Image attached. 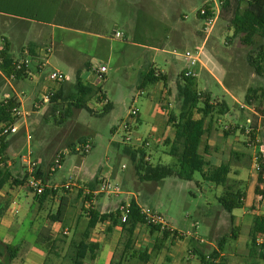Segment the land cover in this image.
I'll return each mask as SVG.
<instances>
[{
	"label": "rangeland",
	"instance_id": "obj_1",
	"mask_svg": "<svg viewBox=\"0 0 264 264\" xmlns=\"http://www.w3.org/2000/svg\"><path fill=\"white\" fill-rule=\"evenodd\" d=\"M207 1L209 0H118L121 3L115 13L118 24L107 26L103 33L106 37V50L101 46L97 47L94 41L89 45L83 40L75 43L89 54L86 57L90 62L89 69H84L81 75L83 81L99 87L100 95L105 97L103 101L97 96L90 100L89 107L96 114L86 109H74L71 117L59 123L62 113L69 108L71 100L68 97L74 88L65 89L64 100L60 103H53L51 100L46 103L41 98L37 99L36 58L25 57L32 61L28 68L30 75L20 80H11L0 69V101L6 95L16 97L15 94L22 101L19 108L21 115L17 116L16 122L19 132L7 136V142H14L12 150L7 153L8 163L12 162V173L22 179L26 170L23 157L31 154L32 159L38 162L47 186L61 187L67 183L77 186L72 191L60 188L44 202L23 186L9 184L5 188L7 194L0 198V205L5 208L0 215V264H41L37 253L46 254L44 264H72L75 247L88 227L90 207L101 210L102 206H108L103 210L105 213H116L120 211L121 203L129 204L134 198L146 210L162 214L170 229L180 233L182 238H165L159 231L152 233L150 226L143 225L134 235L133 250L124 254L126 237L122 226H116L111 232V222L100 224L93 231L92 238L102 240V244L108 248L115 247L113 260L123 258L124 264H203L201 255L193 259L189 251L198 249L202 252L207 244L215 242L217 236L218 250L221 249V241L226 239L221 251L225 255H220V262L264 264L258 256L250 254L253 216L243 214L244 209L229 213L219 203L218 198L227 190L226 187L209 183L200 173H196L192 181L169 177L158 183L142 182L132 156L127 153L129 145L124 142V125L131 122L134 136L149 138L152 142L151 163L169 166L177 164V160L169 155L170 146L166 140L173 139L175 135L170 116L172 113L178 115L181 107L178 83L186 68L182 55L188 50L195 51L204 46L202 63L194 69L197 91L210 93L215 102L220 99L227 101L231 114L225 116V124L238 123L242 126H228L227 131L239 133L244 139L240 146L249 148L245 143L248 137L243 128L248 125V118H251L253 125H257L259 129V117L264 118V74L258 75L248 58L264 43V38L256 37L252 46L241 41V36L235 34L230 23L236 5L232 1L230 9L223 7L205 42L206 34L202 33L205 22L198 18V13ZM246 7L244 4L241 9ZM177 24L197 29L201 32L200 37L192 33L194 39L182 44L167 39V26ZM146 28L148 32L152 31V37L145 34ZM134 29L137 35L134 34ZM115 30L122 34L120 39L115 38ZM2 36H7V33L0 32V49L4 46ZM72 36L67 32L59 33L57 41L59 38L67 41L78 39V36L74 39ZM30 42L32 41L20 43L19 40L13 45L16 52L12 51V54L17 61L23 62L21 47H28ZM56 50L60 55L66 53V48L57 47ZM110 52L113 57L108 61ZM84 58L85 56H81V60ZM101 65L107 68V72L98 83L99 76L95 69ZM149 66L166 76V81L148 84L143 88V76ZM52 70L47 67L44 74L48 76ZM65 74L69 76V80L63 84L76 83L75 74ZM49 91H46V95L54 92ZM250 99H254L253 102ZM108 103L113 108L105 112ZM242 105L251 109H242ZM54 107L58 110L56 115L52 114ZM133 109L140 113L137 119L130 116ZM157 109L161 110V118L156 115ZM217 118L218 116L213 117V123ZM3 126L4 124L0 125V137L3 136ZM234 128L236 129L233 130ZM262 130L258 133L259 138L264 134V120ZM87 144L92 146L89 153L84 152ZM203 149L204 145L202 151ZM58 155H63L62 166L52 172ZM231 164L234 167L231 176L241 177L242 180L234 182L233 178L229 187L243 191L246 200L249 199V203L255 205L256 211H261L264 208V190L262 198L257 200L254 183L249 181L254 162L244 157L241 161L233 160ZM102 181L118 185L120 194L93 196L92 204L86 200L87 191L92 190L90 185L94 186L93 190L97 189ZM262 186L264 187V183ZM11 190L16 191L15 195ZM20 192L21 195L17 197ZM56 198L57 201H54ZM61 204L62 229L58 234L52 235V216L58 214ZM214 225L221 227L217 235L214 234ZM202 237L206 244L201 243ZM105 251L107 250L104 253ZM213 252H209L210 255ZM140 253H148L149 260L139 258ZM169 254H172L170 261Z\"/></svg>",
	"mask_w": 264,
	"mask_h": 264
},
{
	"label": "trees",
	"instance_id": "obj_2",
	"mask_svg": "<svg viewBox=\"0 0 264 264\" xmlns=\"http://www.w3.org/2000/svg\"><path fill=\"white\" fill-rule=\"evenodd\" d=\"M232 1L236 2L233 18L230 23L235 29V34L241 36V41L245 45H254L255 38H264V0H226L224 5L225 9L232 7ZM64 0H0V14H6L9 16H15L30 21H35L44 24H66L63 18H59L58 12H61L62 3ZM247 7L242 10L241 6ZM47 49H51L48 47ZM51 52H47L46 57L49 58ZM37 59V55L31 56ZM0 69L2 73L10 78L13 75L16 80L29 76V65L26 63L15 60L10 53V47L8 43L0 49ZM24 60H26L24 58ZM35 60V59H34ZM33 60V61H34ZM250 65L255 69L258 75L264 74V43L258 47L257 51L252 52L248 58ZM22 65V68L18 70V66ZM40 69H43L40 66ZM160 81H166V76L161 75L155 68H151L143 76L142 85L156 84ZM63 84V83H62ZM64 90L54 91L51 101L53 103H60L65 93ZM100 98L101 101L105 97L100 95V89L90 83L84 82L83 79L78 76L74 85V89L68 97L70 101L69 108L65 113H62L59 123L65 122L72 116L73 110L86 109L92 114H96L94 110L89 107V102L93 97ZM178 98L181 101L180 112L178 115L174 113L170 116V121L175 129V135L173 139L168 138L166 140L167 145L170 146L169 155L177 160V164L174 166L153 164L145 161L146 151L141 150L142 157L137 159V155L127 150V153H131L136 172L139 179L142 182H161L169 177H178L182 180L192 181L196 173H200L202 177L209 183H213L216 186L226 187L227 190L224 194L218 198L219 203L227 212L232 213L236 209H243L245 207V193L240 189H232L227 187L229 175L231 173L230 164H223L217 168H210V162L207 160L208 154L207 137L211 131L213 125L214 116H223L229 112V107L225 102H215L212 99L210 93H201L197 91L196 78L186 77L182 72L180 82L178 83ZM254 99H250L253 102ZM20 108V103L16 97L5 98L0 101V125L8 123H16L17 116H14L13 109ZM113 108L111 103H108L105 107V112L111 111ZM53 115L58 112L56 108L53 109ZM199 115V117H197ZM254 129L253 137L257 135V126H252ZM243 131L246 133L245 128ZM3 132V130H2ZM204 149L202 151V147ZM8 148L7 136L0 137V193L5 190L9 184L15 186H24L28 179L27 172L22 179L16 178L10 169L8 163ZM259 161L264 170V156L259 153ZM36 176L38 178L43 177V173L38 167L36 170ZM258 183L255 188V195H262L261 184L264 180L258 176ZM90 187L94 188L93 185ZM53 190L47 189L41 196H36L41 202H44L53 194H56ZM92 195H87L86 200L91 201ZM63 204L59 209L56 216H52L53 222L61 221L63 213ZM252 209H256L255 205H252ZM5 208L0 205V215L4 213ZM89 223L86 231L84 232L81 241L75 247V256L72 264H95L97 258V251L100 248V244L92 241V233L100 224L112 223L109 225V231L116 226H122L123 233L126 237L124 254L128 251H132L134 247V235L140 226L145 225V217L142 213V207L136 202V200L130 201V215L126 223L120 222L121 211L116 213H102L94 206L89 209ZM152 233L159 231L165 238L174 236L175 238H182V235L177 231L171 229H162L161 226H150ZM251 237V256H258L259 259L264 261V241L261 245L257 243L258 238H264V215H255L253 217V224L250 230ZM49 238V237H47ZM47 238L45 240H47ZM226 239H223L220 243L221 249L214 251L209 257L203 256V264H226L225 262H219L221 251L223 250V243ZM1 248V243H0ZM136 253L134 252V255ZM0 255L2 252L0 251ZM123 256V255H122ZM15 257V256H12ZM139 258L144 261L149 260L148 253H140ZM111 264H124V259L119 261L113 260Z\"/></svg>",
	"mask_w": 264,
	"mask_h": 264
},
{
	"label": "crops",
	"instance_id": "obj_3",
	"mask_svg": "<svg viewBox=\"0 0 264 264\" xmlns=\"http://www.w3.org/2000/svg\"><path fill=\"white\" fill-rule=\"evenodd\" d=\"M62 5L64 6L61 7L62 10L61 12L60 11L58 12V16L59 18H63L66 21V24H44V23H39V22L15 17V16L0 14V32L7 33V36H2L1 38L4 41L3 44L5 43L9 44L10 53L12 56H13L12 51L16 52L13 48V45L16 42H18L19 40H20V43L21 42L23 43L25 41L26 43L29 41H32L29 43L28 47L25 48L24 46H22L21 49H22V57L24 58L27 56L37 55V99L38 98L43 99L45 97L44 95H46V91H49V90L56 92V91H60V90L68 89V88H74L75 84L68 85V84L56 83V82L49 80L48 76L44 74L45 68L50 67L52 69L59 70L64 73L75 74L76 77L78 76L81 77L84 69H89L90 62L86 59V57H88L89 54H87L88 53L87 50L85 49L83 50L82 48L77 47L75 43L77 41L83 40L86 43V45H89L90 42L94 41L97 43L96 44L98 45L97 47L101 46L102 49L106 50L107 49L106 42H105L106 37L103 33L104 31H106L107 26L111 24L113 25L118 24L117 23L118 20H116L117 15L115 13H116L117 8H119V5H121V3L118 2V0H64ZM166 31H167V39L172 40L176 44H182L185 41H191L194 39L193 34H195L196 37L198 36L200 37V33H201V32H198L197 29L194 30V28L190 26L179 25V24L173 27L167 26ZM63 32L73 34L72 36L73 39L75 36H78V39L73 40V41H67L65 38H59V41H57L58 34L63 33ZM133 32L135 35H137L136 29H134ZM117 33H120V32L118 30H115L114 36L116 39H120L121 37L116 36ZM145 34L149 37H152L154 35L152 34V31L148 32L147 28L145 29ZM31 37L33 40L31 39ZM48 47H51V54L49 58L46 60L47 65L43 67V69H40L39 63L41 61H44V57H45L44 51ZM57 47H59V49L66 48V53L64 55L57 54V50L55 51V48ZM81 56H85V58L81 60ZM112 57H113V53L110 52L109 55L107 56L108 61H111ZM16 59L17 58H15V60ZM150 69L151 67L149 66L148 70L145 73H147ZM28 74L30 75V70ZM7 80L11 81L12 79L11 80L7 79ZM220 84L223 85L221 82ZM11 86L13 90L15 91V88L13 87L12 84ZM208 92H210L209 89H208ZM15 95L22 106V101L20 100L19 96L17 94ZM7 97H11V95H6V98ZM218 102H225L228 105L225 99H222V100L220 99ZM228 114H231L230 107H229V112L226 115ZM156 115L159 118L163 116L160 109H157ZM226 115L219 116L212 125L211 131L207 137V145L209 149H208V154L206 155V158L210 162V168L212 169L220 167L223 164H230L231 173L229 175V179L227 183V187H229V182L230 180H233V178H234V182H241L242 180L241 177L231 176L232 171L234 169L233 164H231L233 160L238 159L241 161L242 158L246 157L249 160H251V162L254 161L253 159L258 152V147H249L247 145L249 148L244 149L242 146H240L244 143V139L239 136V133H233V132L231 133V131H227V130H229L228 126H241V125H239L238 123L225 124L224 118ZM263 120L264 118L259 117L260 127L259 129H257L258 136L260 135L258 134L259 131H263L262 130ZM235 129L236 128H234L233 130ZM157 130H158V126H157ZM259 139L261 143L264 144V134L263 133H262V137L260 136ZM8 143H9L8 151L10 152L12 150V146L14 142L10 141ZM245 143L247 144V142ZM236 144L238 146H235ZM9 165H12L11 161L9 162ZM26 172H27V169L25 170V173ZM253 173L254 171H253V166H252L249 181L251 184L254 183V187L256 188L258 176L254 175ZM43 177H45L44 174H43ZM261 189L263 191L264 187L262 186ZM10 192L14 195L16 193L15 190H11ZM21 192L17 194V197L21 195ZM254 193H255V190H254ZM6 194H7L6 190L2 191L0 193V198L4 197ZM50 198L51 196L48 199ZM260 198H262V195H258L256 197L257 200H260ZM57 199L58 198L54 199V201H57ZM14 201H16V199ZM136 202L139 204L137 200ZM252 205L253 203H249V199L246 200L245 198V207L243 208L245 212L243 214L245 215L251 214L253 217L255 215H264V208H262L261 211H256V209L255 210L252 209ZM139 206L141 205L139 204ZM106 207L108 206H102L101 210L97 208L96 209L101 211L102 213H105L103 210L106 209ZM236 218H240V217H236ZM88 221H89V218H88ZM105 224H109V223H105ZM76 226H77V221H76ZM48 227H49V224H48ZM103 227L104 226H102L101 229H103ZM97 228H99V225L97 226ZM61 229H62V222L60 221L54 222L51 228L52 235L58 234L59 232H61ZM213 229L215 230L214 231L215 235H217L216 233H220L221 231V227H217L216 225H214ZM216 237L217 236H215V242L211 244H207L208 246L202 252L199 251L198 249L190 250L189 251L190 257L193 259L197 258L199 255H201L202 257L203 256L209 257L210 256L209 252L215 251L217 249ZM202 239L204 238L203 237L200 238L201 243L206 244L205 239L204 240ZM92 241L100 244V248L97 251V258L94 263L100 264L102 261V264H111L113 260L114 252H115L114 250L115 247L113 246V247L108 248L107 246L102 244L103 242L102 240H97V239L92 238ZM105 249L107 250L105 251L106 253H104ZM224 255L225 253H221V257ZM37 256L41 258V264H44L47 258L46 254L37 253ZM170 256H172V254H169V258H168L169 261H170ZM29 259L30 258H28V260Z\"/></svg>",
	"mask_w": 264,
	"mask_h": 264
},
{
	"label": "built area",
	"instance_id": "obj_4",
	"mask_svg": "<svg viewBox=\"0 0 264 264\" xmlns=\"http://www.w3.org/2000/svg\"><path fill=\"white\" fill-rule=\"evenodd\" d=\"M248 1H252V0H248ZM226 4V0H209L206 2L204 8H202L199 13H198V18H200L201 20H203L205 22L204 25V31L202 33H205L206 37H205V42L212 30V28L214 27L216 20L218 17H220L222 9L224 7V5ZM186 19L188 18L187 16L185 17ZM117 37H122L121 33H117L116 34ZM204 42V43H205ZM51 52V49H45L44 51V61L40 62V66L45 67L47 65L46 60L48 59L46 57L47 52ZM204 55V46L201 47L200 49H196L195 51H186L182 57L185 61L186 64V68L183 70V73L185 74L186 77H196V73H195V68L202 63V57ZM26 63V64H30L32 63L31 60L26 59L23 60V62H21V64ZM0 64H1V60H0ZM18 70H20L22 68V65H19ZM107 72V68L103 65L99 66L97 69H95V73L99 76V80L98 83L101 82L103 76L105 75V73ZM10 79L14 80L15 76L13 75L12 77H10ZM48 79L56 82V83H64L67 82L69 80V76L67 74H65L62 71L59 70H55L53 69L49 74H48ZM54 92H51L50 94L46 95L43 98V101L48 103L50 101V98L53 96ZM10 97H7V99ZM242 109L244 108H248L251 109L250 107H246L244 105H242L241 107ZM13 114L14 116H20V110L19 108H14L13 109ZM140 113L137 109H133L131 110V114L130 116L132 117V119H137L139 117ZM248 125L245 127V131H246V135L248 137L247 140V145L249 147H258V152L254 157V165H253V171L255 173V175L261 177L264 180V170L261 166V163L259 161V153L261 155L264 156V144L261 143L258 135L253 137V131L254 129L252 128L253 126V121L251 118H249L247 120ZM124 129H125V136H124V142L126 144L129 145V148L127 150H129L131 153H134L137 155V159H141L142 154H141V150H145L146 151V155H145V161L150 162L152 160V156L150 154V151L153 149V145L152 142L149 138L146 139H142V138H138L137 136H134V132L132 131L131 128V122H128L124 125ZM3 135L9 136V135H15L19 132V128L17 126L16 123H8V124H4L3 126ZM30 138V136H29ZM92 149V146L90 144L85 145L84 147V152L85 153H89ZM131 153H129V155H131ZM62 159H63V155H58V157L56 158L54 165L52 167V172H56L58 169L61 168L62 166ZM23 162L26 165V169H27V174H28V179L26 184L23 186L25 188H27V190L29 192H31L32 194H34L35 196H41L43 195L47 189L53 190L54 192H58L60 190V188L62 190H66V191H72L75 187H77L75 184H64L63 186L59 187V186H47L45 184L44 179L42 178H38L36 176V170L38 168V162L36 160L32 159V155H27L25 157H23ZM125 168V167H124ZM79 188V187H78ZM88 195H92L93 196H97L99 194H108V195H119L120 194V187L118 185H112L110 182L107 181H102L98 188L95 190H90L87 191ZM136 199V198H134ZM91 203L93 204V200H91ZM120 211H121V217H120V222L121 223H126L128 220V217L130 215V203L129 204H125L122 203L121 207H120ZM142 213L145 217V225L148 226H161L162 229H170L169 224L167 223L165 217L153 210H146L145 208H142ZM65 234H68V231L66 230L64 232ZM264 241L263 237L258 238L257 243L259 245H261Z\"/></svg>",
	"mask_w": 264,
	"mask_h": 264
}]
</instances>
